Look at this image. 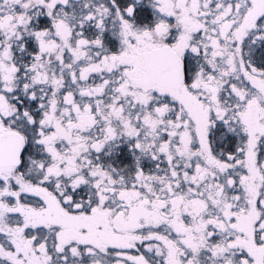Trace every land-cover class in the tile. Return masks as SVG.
Listing matches in <instances>:
<instances>
[{"label":"snow or ice","instance_id":"1","mask_svg":"<svg viewBox=\"0 0 264 264\" xmlns=\"http://www.w3.org/2000/svg\"><path fill=\"white\" fill-rule=\"evenodd\" d=\"M0 264H264V0H0Z\"/></svg>","mask_w":264,"mask_h":264}]
</instances>
